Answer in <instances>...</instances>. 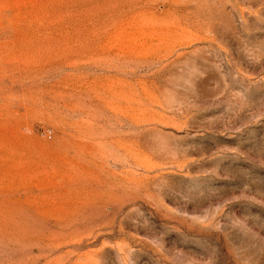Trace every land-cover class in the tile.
I'll return each instance as SVG.
<instances>
[{
	"label": "rangeland",
	"instance_id": "rangeland-1",
	"mask_svg": "<svg viewBox=\"0 0 264 264\" xmlns=\"http://www.w3.org/2000/svg\"><path fill=\"white\" fill-rule=\"evenodd\" d=\"M0 264H264V0H0Z\"/></svg>",
	"mask_w": 264,
	"mask_h": 264
}]
</instances>
